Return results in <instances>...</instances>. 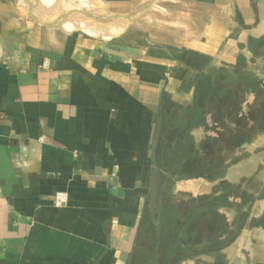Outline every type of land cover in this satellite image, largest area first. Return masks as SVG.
<instances>
[{
	"label": "crops",
	"instance_id": "crops-1",
	"mask_svg": "<svg viewBox=\"0 0 264 264\" xmlns=\"http://www.w3.org/2000/svg\"><path fill=\"white\" fill-rule=\"evenodd\" d=\"M92 1L108 26L126 24L104 36L0 0V264H128L165 155H179L181 199L264 184L250 160L215 158L229 147L233 74L264 49V0ZM252 217L264 221V206ZM259 225L221 250L230 264L255 235L264 245Z\"/></svg>",
	"mask_w": 264,
	"mask_h": 264
},
{
	"label": "rangeland",
	"instance_id": "rangeland-1",
	"mask_svg": "<svg viewBox=\"0 0 264 264\" xmlns=\"http://www.w3.org/2000/svg\"><path fill=\"white\" fill-rule=\"evenodd\" d=\"M32 1L36 4L39 3L38 6L42 8L44 15L55 21L57 19L66 20L69 18L71 24V27H68L69 29H85L104 36H111L108 29L103 30L101 27L97 28L98 24L95 23L96 21H102L101 25H103V22H108V20H106L107 16H102V13L101 16L103 18L100 17L98 14L100 11L95 9V7L100 8V5L92 0H86L91 4V7L84 0H49L48 2H45L44 0ZM91 8H94L95 10ZM100 9L105 10L102 6ZM126 21L127 19H125L120 28L126 24ZM259 51V59L255 58L251 62L246 63L248 65L246 68L250 69L249 73L235 72L233 74V80L235 82L234 96L232 98L234 111L232 112L233 120L232 122H228L227 130L223 131V133L226 132L228 134L229 139H227L229 147L221 152L218 144L215 158L218 161L227 159L228 162H226V168L229 167L231 163H234L237 158H241L240 160L244 161L250 160V168L257 169V177L262 181V179H264V49L260 48ZM230 76H232V74ZM236 82H240V84L237 86ZM242 83L244 86H250V91L246 94L241 89V85H243ZM229 101L230 100L228 99V103H230ZM223 104H225V99L221 101L220 106H223ZM257 116H260L259 122L256 120L258 118ZM242 130L243 132H245V130L247 131L246 138L250 137L248 133L251 134V138L247 139V141L250 140V149L246 152L243 151V154H239V152H236L237 146L239 144L244 146L246 143L245 139L241 140V137H239ZM218 134L216 140L220 143V135L222 133L219 131ZM232 159L233 161H229ZM225 172L226 170L224 169L222 174L224 175ZM254 172L255 171L250 172L249 169V173L252 174ZM160 173L162 175L163 171ZM178 173L174 175L173 179L176 180ZM244 183L245 185L242 186L244 187L243 189L240 188V190H237L239 188L238 186L236 189L231 190L230 194H228L230 204L226 206L220 205L219 208L216 207L214 209V215L211 214V218L209 216L206 220L201 222V225L199 222L187 225V230L192 233L193 230L198 231L200 229V238L198 242H196L197 244L187 245L185 255H183L182 258L180 257V261L177 262V264H211L209 262L211 255H215V257H212V259H215V263L213 264H230L221 250L223 251L225 247L231 245V242H235L245 226L249 225L252 227L257 222H260L261 225L259 226H262L264 222L263 219L252 217V215L259 213L263 209L264 204L262 202V195L264 194V184L259 182L255 176H250L248 181ZM218 192L219 194L222 192L220 187ZM243 199L244 202H242ZM184 202L187 207H190L191 210L193 209V203L189 202L187 199H184ZM242 211L244 213V223L239 225L238 223L240 222L241 217L239 218L238 213ZM207 215H209V212H207ZM146 231L147 232H145L143 236L144 244L149 240L150 235L147 228ZM234 232L237 233L236 237H234ZM262 239L261 234L255 235L253 244H255L254 247L256 249L253 251H251V248L249 249V246V250L244 248L240 251V245L238 248H235V261L233 264H247V262L249 264H255V262L260 259L259 256L264 255ZM247 242L252 243L251 239ZM238 251L240 254L243 253L245 259L242 260L241 257L237 256ZM253 254L258 256H252Z\"/></svg>",
	"mask_w": 264,
	"mask_h": 264
},
{
	"label": "trees",
	"instance_id": "trees-1",
	"mask_svg": "<svg viewBox=\"0 0 264 264\" xmlns=\"http://www.w3.org/2000/svg\"><path fill=\"white\" fill-rule=\"evenodd\" d=\"M178 156L176 153L165 155L164 159L168 161L171 168L163 171L162 175L161 170L155 169L154 184L147 199L137 246L128 264H177L180 257L182 258L185 255L187 245L197 244L196 242L200 238V229L199 232L193 230L192 233L187 230V225L196 222L201 225V222L209 216L211 218V214L214 215L216 207L230 204L228 199L231 190L230 185L223 186L224 188L222 187L220 194L209 198L187 199L194 204L192 210L185 205L184 199L173 196L172 187L175 180L173 177L178 171L182 173L178 169ZM223 171V167L218 166L208 173L215 177L222 175ZM207 212H209V215H207ZM240 217L241 220L238 224L242 225L244 223V213L240 214ZM146 228L150 235L149 240L144 244L143 236L147 232ZM236 235L237 233L234 232V237Z\"/></svg>",
	"mask_w": 264,
	"mask_h": 264
},
{
	"label": "bare ground",
	"instance_id": "bare-ground-1",
	"mask_svg": "<svg viewBox=\"0 0 264 264\" xmlns=\"http://www.w3.org/2000/svg\"><path fill=\"white\" fill-rule=\"evenodd\" d=\"M45 2H48L49 0H44ZM39 4V3H38ZM41 8V7H40ZM45 8V7H44ZM100 17H102V16H100ZM103 18V17H102ZM60 20V19H59ZM107 20V19H106ZM124 21H125V19L123 18L121 21H120V23L119 24H117V25H115V23H114V25L115 26H111L112 25V23H111V25L110 26H108L107 24H106V22H103V25H101V22L99 21H96L95 23L96 24H98V26H97V28L98 27H101V28H103V30H117L118 28H120L121 26H122V24L124 23ZM116 22V21H115ZM119 22V21H118ZM102 26H104V27H102Z\"/></svg>",
	"mask_w": 264,
	"mask_h": 264
},
{
	"label": "built area",
	"instance_id": "built-area-1",
	"mask_svg": "<svg viewBox=\"0 0 264 264\" xmlns=\"http://www.w3.org/2000/svg\"><path fill=\"white\" fill-rule=\"evenodd\" d=\"M67 200H68L67 193L59 192L56 194V197H55L56 205L61 206V205L65 204L67 202Z\"/></svg>",
	"mask_w": 264,
	"mask_h": 264
}]
</instances>
